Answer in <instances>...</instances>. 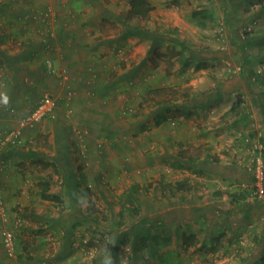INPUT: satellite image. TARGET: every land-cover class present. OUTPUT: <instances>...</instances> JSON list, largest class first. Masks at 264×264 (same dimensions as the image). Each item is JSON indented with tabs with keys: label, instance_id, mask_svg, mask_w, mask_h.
Segmentation results:
<instances>
[{
	"label": "rangeland",
	"instance_id": "1",
	"mask_svg": "<svg viewBox=\"0 0 264 264\" xmlns=\"http://www.w3.org/2000/svg\"><path fill=\"white\" fill-rule=\"evenodd\" d=\"M28 1L0 0V23L18 16L6 4ZM37 1L43 2L42 10L50 5L46 19L60 13L84 26L94 24L97 29H87L93 32L95 45L101 46L102 72L91 69L94 80L84 85L92 108L64 105L62 86L69 75L65 82L56 76V83L46 64L50 59L44 56L20 62L22 74L10 84L17 89H9L8 95L18 94L27 109L44 92L56 104L61 97L62 110L71 109L68 116L62 110L57 116L60 123L76 130L71 144L74 162L83 184L90 187L77 208L67 195L61 194V201L41 198L36 193L40 175H50L55 193L65 188L55 159L56 129L52 119H45L22 133L28 145L45 152L42 160L26 165L32 183L20 189L27 191L23 195L27 204L14 216L24 219L17 235L20 253L26 251L24 264H94V252V259L103 264H162L166 256L176 264H264V196L257 191V183L264 188V0H151L154 10L139 23L164 31L159 58L147 51V38L133 34L119 38L121 25L111 13L124 11L127 0ZM204 7L211 9V15L192 16L193 10ZM42 10L37 7L28 15L39 17ZM198 19L205 24L198 25ZM176 36L187 41L189 49L178 53V46L167 44L169 37ZM182 57H188V62L183 64ZM29 68L37 72H24ZM10 81L5 83L2 72L0 85ZM67 89L72 91L71 99L79 96L75 87ZM186 91L189 96L180 103L189 107L190 114L178 112L181 106L156 123L154 97L159 101L174 92L183 98ZM195 103L203 106L194 109ZM81 151L86 154L84 164L79 161ZM257 161L263 169L259 182L253 179ZM96 173H100L98 181L93 180ZM176 179L192 184L180 202L169 198L168 187H162ZM132 185L138 186L137 192L132 191L136 196L129 199L124 192L131 191ZM123 204L137 214L131 216ZM147 213L149 226L143 228L148 229L149 245L134 251V229L129 223ZM72 225L74 235L67 242L62 236ZM113 229H118L116 234H131L108 261L107 255L97 253ZM191 231L195 239L186 249L181 235ZM219 233L221 237L215 239ZM203 241L210 246L194 248Z\"/></svg>",
	"mask_w": 264,
	"mask_h": 264
},
{
	"label": "crops",
	"instance_id": "2",
	"mask_svg": "<svg viewBox=\"0 0 264 264\" xmlns=\"http://www.w3.org/2000/svg\"><path fill=\"white\" fill-rule=\"evenodd\" d=\"M42 5L43 2L40 3L37 0H34V3L29 0L27 3L17 6L7 4L8 9L10 10L11 7L12 12L18 14V16L16 18V15H14V18L6 17V20H2L0 23V58L4 63L2 65L3 63L1 62L2 64L0 65L3 69L5 83L11 79L7 86L2 87L0 85V136L3 131L9 129L10 125L15 123L14 115L10 109H14L17 115H20L29 111L34 105L27 109V106L24 107L22 98H18V94H11L10 92L8 95L9 89H17V86L13 87L10 84H15L16 78L14 77H19L22 74L21 70L23 71V68L21 69V66L23 64L20 63L22 61H37L38 58L44 56L51 59L55 67L62 66L67 68L69 77L62 86L63 91L66 92H64V105L68 106V103H77L82 108H88L89 106L92 108L93 103H90L83 91L86 86L85 82H92L94 78L91 80V75H96L94 71L91 73V69H95L96 72H102L98 58L101 46L100 44L95 45L97 40L93 39V32L88 30L96 27L91 23L84 26V24L70 19L65 14L60 15V13L57 14L55 12V16H51L48 19L41 14L39 17L34 15V18L28 15L37 7L42 10ZM49 6L46 7L44 5L42 11L48 9ZM22 14H27V18L20 19ZM14 44L21 46L15 47ZM12 61H15V69ZM33 71L37 72V69L29 68L24 72L30 74ZM53 76L56 83H58L56 75L54 74ZM66 86L75 87V90L79 91V96L73 95L75 98L71 99L72 91L67 89ZM95 87L99 89L98 85ZM60 98H57L59 113L62 110V99ZM65 108L67 107L64 106L62 114ZM28 131L25 132V135ZM0 160L4 161V164L0 163V201L4 205L7 217L11 219V217L16 215L17 209L21 205L27 204L25 196H23L27 191L24 192V190L20 189L32 183V181L29 182V179H27V173L30 172L26 165L36 163L24 151L11 146L0 147ZM9 223L11 224L10 221ZM6 224L7 222L0 215V231ZM20 249L18 248L16 256L9 257L0 242V264H24L22 258H24L26 251L22 250V253H20ZM25 263L28 264L27 262Z\"/></svg>",
	"mask_w": 264,
	"mask_h": 264
},
{
	"label": "trees",
	"instance_id": "3",
	"mask_svg": "<svg viewBox=\"0 0 264 264\" xmlns=\"http://www.w3.org/2000/svg\"><path fill=\"white\" fill-rule=\"evenodd\" d=\"M7 5V4H6ZM5 5V6H6ZM155 6L152 3L151 0H127V8L122 11L121 13H111L112 18L114 19L115 22H119V24L121 25V33L122 36H119V38L127 36V35H138L141 37H145L149 40V46L147 51L149 53H153L156 58H159L162 54L159 49L160 46L162 45L163 41L165 40V36L164 31L161 30L158 27H153V28H149L146 25H142L139 23V21L141 20H145L148 19L152 13V11L154 10ZM210 8L204 7L201 9H196L192 11V16L196 17V15L200 16V17H206L208 15H211L210 13ZM0 12H2L0 10ZM136 19L137 23H134L133 20ZM196 23L198 25H203L205 24L204 21H202L201 19L196 20ZM243 33H246L245 30L243 29ZM170 39L168 40L167 44H172L171 46L173 47H179L178 53H180L182 50L184 49H189L190 45L188 44L187 41L180 39L178 36L176 37H169ZM170 48V46L168 47ZM181 50V51H180ZM175 53V54H178ZM171 57V55H170ZM171 61V59H169ZM181 62L183 64L188 62V57H182L181 58ZM170 65L173 66L172 62L170 63ZM169 65V66H170ZM199 67V64L196 65V68ZM168 72L170 71V68L166 69ZM1 78V76H0ZM173 94L167 96L166 98H162L161 100L157 101L154 97L153 99V103L156 105V108L154 109V120L156 123H160L161 121H163L164 119H166V117L169 114H173L172 110H178V108L182 106L181 110H178V112H182L184 113L185 116H188L190 114L191 111H189V107L184 103L183 105H181L180 102H182L184 99L188 98L189 94L186 91L183 98H178V96L176 94H174V92H172ZM191 94V93H190ZM194 95V99H195V93H193ZM37 103V101L34 103L33 106H35V104ZM198 106H203L202 103H195L193 105V108L196 109L198 108ZM262 114L264 117V103L262 104ZM58 109H57V113L55 117H48L46 118L48 119H52L54 128L56 129V134H55V140L56 142L59 144V147L56 150V161L59 163V169L57 170L58 172H60V177L61 180L64 184V191L58 193H55V191L51 190V185H50V175H40L39 178H37L36 180V193L43 199L46 200H59L61 201V194L63 195H67L70 196L71 202L73 205V207L77 208L76 206L78 203L83 201V194H87L90 191V187L88 186V184H83L82 182V178L80 175V167L79 165L75 164V159L73 157V152L71 149V144L73 142V134L72 132L74 131L73 128L67 127L65 126L63 123H60L61 121L59 120V116H57L58 114ZM65 112L63 111V114ZM65 115V114H64ZM59 118V119H58ZM34 128V127H33ZM10 129V127H9ZM28 129H32V128H28ZM26 129V130H28ZM8 130V129H7ZM24 130L22 133L24 134V132L26 131ZM74 136L76 134V130L73 132ZM85 134H83L84 136ZM78 137V136H77ZM78 140H81L78 137ZM7 146H11V147H16L21 149L22 151L25 152V154L27 156H29L33 161H40L43 158H41V155H44L45 152L42 151L41 149H33L30 145H28L27 142H25L24 144H14V143H6V145H4V147ZM3 147V146H2ZM28 147V148H25ZM25 148V149H24ZM79 161L80 163L84 164V162L86 161V154L84 153V151L80 152L79 155ZM56 168V166L54 167ZM94 174V173H93ZM100 177V173H96L94 175L93 180L94 181H98ZM59 178V177H58ZM256 174H255V169L253 170V179L255 181ZM187 180L184 179H176L173 181H169L167 182V186L162 185V187H168V193L170 192L171 196L169 198L172 199H176L175 202H180L181 200H184L186 195L188 194V191L191 189L192 184ZM137 185H132V189L129 192H124L126 193V195L130 196L129 199H131L134 195L133 192H137ZM242 196V195H240ZM231 200V198H230ZM124 208H126L129 212V214L131 216L136 215L137 214V210L134 208H128L127 205H124ZM85 214L87 215V211H84ZM118 214L123 216V210L118 211ZM91 216V215H90ZM148 213L144 214L142 217H140L138 219V221H136L135 223L130 222V228L134 229L133 230V242H132V246H133V250L137 251L139 249H141V247L145 246V245H149V232L148 229H145L143 227L145 226H149V222H148ZM21 220V223L16 226V234H15V238H16V242L18 241V234H19V230H21V228H19V226L22 224L23 220L21 219V217H17ZM97 218V217H96ZM12 222L14 220V216L11 217ZM118 227V226H117ZM142 229V233H140V229ZM136 229V230H135ZM74 230L75 227L74 225H72L71 228L67 229L66 232L64 233V235L62 237L64 238H68L67 242H70V240H72V236L74 235ZM118 229H113L111 230L112 233H110L109 235H107V244L106 246L101 250L98 251L97 255L99 256H104L107 255V259L108 261H111L112 258L117 255V252L119 251V248L122 245V242L124 241V239L128 238V236L131 234L130 231H125V233H121V234H116V231ZM73 234V235H72ZM196 233L195 232H184L182 233V238H181V242L182 245L184 246V248H189L190 245L192 244V241H194V237H195ZM221 237V234H217L214 238L215 239H219ZM140 242V244H136V241ZM66 240V239H65ZM142 244V245H141ZM210 245H208L205 241L201 242L200 247L199 245L194 247L196 249L199 248H203V247H208ZM150 247H152V245L150 244ZM153 247L150 249L152 250ZM212 251H214V248H211ZM99 250V248H96L95 251ZM95 253V252H94ZM141 254H144L143 252H141ZM95 254H93L92 256V260H94V264H103V263H99V259H94L96 257H94ZM162 260V264H176V263H172V261L169 260V258L163 257L161 258ZM92 263V261H91ZM73 264H83V263H73ZM177 264H183L182 261H179Z\"/></svg>",
	"mask_w": 264,
	"mask_h": 264
},
{
	"label": "built area",
	"instance_id": "4",
	"mask_svg": "<svg viewBox=\"0 0 264 264\" xmlns=\"http://www.w3.org/2000/svg\"><path fill=\"white\" fill-rule=\"evenodd\" d=\"M50 8L43 11L42 15H47ZM47 67L50 69V71L58 76L60 82H65V80L68 77V70L65 67L59 66L54 67L52 66V60H48ZM52 68V69H51ZM0 72V76H1ZM10 111L13 113L15 118V125L14 127L8 129L5 131V135L3 138L0 139V147L6 145V143H14V144H24L26 141L25 138H23L22 132L28 128H33L40 124L43 120L50 117H55L57 113V104L54 97H52L49 93L44 92L39 97L37 103L35 106H33L29 111L22 115H17L14 109H10ZM64 114L68 116L71 113L70 108H66L64 110ZM85 132V131H84ZM83 132V133H84ZM1 164H4L3 160H0ZM256 171V177L257 181H261L262 179V164L261 162H256L255 166ZM257 191L259 196H264V188L261 186V184L257 183ZM0 215L4 219V221L7 222V224L1 229L0 231V242L1 245L9 257H14L17 255L18 247L17 242L15 238L16 234V226H18L21 223V220L19 218H15L12 222L11 219H9L6 215L4 205L0 201ZM11 222V224L9 223ZM94 253H91V256H93Z\"/></svg>",
	"mask_w": 264,
	"mask_h": 264
},
{
	"label": "bare ground",
	"instance_id": "5",
	"mask_svg": "<svg viewBox=\"0 0 264 264\" xmlns=\"http://www.w3.org/2000/svg\"><path fill=\"white\" fill-rule=\"evenodd\" d=\"M3 71H1V73H2Z\"/></svg>",
	"mask_w": 264,
	"mask_h": 264
}]
</instances>
